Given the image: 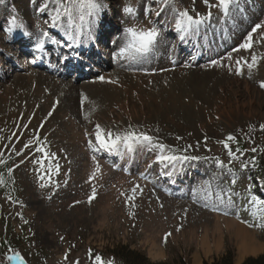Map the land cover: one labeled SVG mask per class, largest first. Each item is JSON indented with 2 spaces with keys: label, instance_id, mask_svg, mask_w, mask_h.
I'll list each match as a JSON object with an SVG mask.
<instances>
[{
  "label": "rangeland",
  "instance_id": "1",
  "mask_svg": "<svg viewBox=\"0 0 264 264\" xmlns=\"http://www.w3.org/2000/svg\"><path fill=\"white\" fill-rule=\"evenodd\" d=\"M143 2L144 0H132L125 4V7L132 6L136 14H140ZM19 3L21 7L25 8L29 2L24 0L25 4L20 1ZM186 3L194 13H200L203 17H207L211 12L209 22L216 28L228 24L230 20L229 15L226 17L221 15L219 7H206L204 0H187ZM257 3L259 6H255L249 12V15H253V11L256 13L255 21L251 27L242 29L238 23L239 30L234 33L244 32L240 37L246 39L251 36L252 42H257L256 46L254 43V50L248 54L239 47L237 59L244 65L246 64L244 66L246 74L234 77L229 73L228 75L223 74L221 71H198L189 75L187 71H181L182 73L178 72L181 74L161 76V80L149 79L142 83L144 91L141 92V97L138 98V94H133L127 101V107L135 105V109L133 108L132 111L131 108L124 111L125 104L112 101L109 108L115 109L111 110L109 116H111L112 122L115 120L112 116L116 117L115 123L119 128H105L113 132L131 129L143 130L152 135L150 136L152 139L157 135L155 141L170 150L171 153L194 154L208 167H212L214 156L227 157V154H223L221 148H218L220 141L228 139L229 136L232 137L242 130H250V135L253 136L260 135L264 131V127H262L264 126V93L258 90L256 84L264 82V0H256ZM33 4L31 3L32 6ZM208 4L216 5L217 0H208ZM114 7L117 10V6L114 5ZM232 9L233 7L231 11ZM257 25L260 27L257 28ZM236 42L239 45L243 43L240 40ZM253 55L257 60L250 70L247 63L252 62ZM232 68H235L234 63ZM27 82L16 81L24 89H29L31 84L29 81ZM41 85L38 84L39 87ZM96 88L92 85L86 86L84 93L80 94V98L84 99V96H90L89 99L94 102L95 95L97 98L111 95L110 91L105 88ZM24 92L25 90H20L18 93ZM59 92L58 88L54 91V95ZM4 93V90L0 89V123H5L12 142L16 141L12 134H16L17 131L26 132L32 126L35 131L45 121L43 117L46 116V113L37 105L38 109L35 106L31 114L20 119L16 116L18 110L12 105L17 106L20 112H24L27 110L26 104L19 101L20 95ZM42 101L40 103H43ZM101 102L106 103L107 100ZM117 103L121 106V110L118 109ZM149 108L152 110L151 113H148ZM103 114H107V112L104 110ZM13 118L14 125L11 132L13 123L11 119ZM31 118H33L32 122L37 121L38 123L25 128L27 122L31 123L29 120ZM57 126L58 130L55 133L40 135L27 132L29 136L22 142L26 144L30 138L42 137L65 145L66 143L62 139L58 141L59 136L65 135V130L62 126ZM68 131L69 140H71L74 132H72L73 130ZM52 137L54 139H51ZM11 142L2 144L0 147L2 155L9 152ZM257 142L258 145L255 149L264 150V138H260ZM68 148L71 152L73 151L71 147L68 146ZM86 171L87 169L81 170L80 174L76 175V184L59 197L57 206L47 212L43 209L38 210V217L34 222L36 226L32 231H24L29 234L27 238L31 242L27 245L22 244L23 247L19 250L24 252L34 264H74V261L77 262L76 264H95L87 255L86 246L94 247L98 252L111 251L119 254V249L128 245L129 250L144 251L147 258L153 263L163 261L172 263L173 260L186 256L187 264H195L196 257L201 264L205 262L213 264L230 254L233 264H244L247 259H255L264 254L263 228L260 230L263 232L256 235L254 242L262 245L263 250L258 255H250L238 261L237 246L239 242L235 239L232 228V224L237 225L235 221L233 222L229 218H216L205 212L203 208L188 204L162 201L156 202L152 206L146 205L149 204L147 198L145 202L134 196L135 194L131 199L128 198L129 191L127 189L129 187L124 186L117 189L118 187L112 185L111 182H103L106 175L98 174L89 177V173ZM101 182H103L101 185L103 191L99 193L96 184ZM88 196L95 197L91 203L87 201ZM127 205L133 207V211L127 210V212L130 214V219L134 221V225H129L126 220L128 227L123 223V216L128 215L119 207ZM245 219L248 218L245 216ZM1 225L5 228L4 222ZM237 226L246 229L239 224ZM252 228L246 229V231H259L255 230L253 226ZM68 229L80 231H66ZM15 231L17 230L15 229ZM163 236L166 238L164 239ZM64 237H66V241L62 242V246H70L72 251L77 249L78 253H69L66 261L59 263L63 248H60L58 240H63ZM166 240H169L168 247L163 253L164 249L161 244ZM219 241L221 245L217 249L216 244Z\"/></svg>",
  "mask_w": 264,
  "mask_h": 264
},
{
  "label": "snow or ice",
  "instance_id": "2",
  "mask_svg": "<svg viewBox=\"0 0 264 264\" xmlns=\"http://www.w3.org/2000/svg\"><path fill=\"white\" fill-rule=\"evenodd\" d=\"M77 2L79 3H83L84 0H77ZM89 6H93L91 3V0H87ZM206 7H219L222 10H227L230 0H217V4L216 5H209L208 4V0H204ZM132 9L130 8H126L125 12L127 13H131ZM70 14V13H69ZM197 17H199V14H197ZM211 17V12L208 13L207 17L204 18H193L192 16H190L188 14L187 11H183L179 13V19L176 22V27L177 29H183V30H187L188 27L192 26V25H199L203 22V19H207ZM260 26L257 25V28H259ZM253 31H255V29H253ZM126 33V37L127 39V43L125 44L124 48L121 49V54H124L125 52H127L129 55H133V54H143L146 53L151 46L155 43L158 33L156 31L155 28H149V29H136V28H128L125 30ZM252 46V38L251 36H249L248 41L244 44H242L240 47L244 48L245 50L251 48ZM256 56L253 55L252 56V62L251 63H247V67L251 70L254 65L256 64ZM239 61H237V64L239 65ZM240 73V68H237V74ZM261 88H264V82H262L260 84ZM264 127V126H262ZM151 137L147 136V135H137L135 133L132 132H128L126 134L123 135H115V137H113L112 133H108L107 136L105 137L99 126H97L96 128V140L97 143H99L101 145V147H105V148H109V149H114L117 147V145L121 142H123L126 146L130 147V142L135 140L137 142L139 141H145V142H151ZM229 140L233 139L231 136L228 137ZM227 146V145H225ZM26 147H28V145H26ZM161 151H163L164 146L160 145L159 146ZM37 151L42 152L43 149L42 148H37ZM255 151V150H253ZM161 159H165V160H176L178 159V157L175 156H162ZM217 163L219 164V161H217ZM12 170L9 169V172H11ZM2 179H0V183H2ZM93 192H95V190L93 189ZM91 199V197H90ZM129 199H131V197H129ZM253 200H255V197H253ZM8 260H17L19 261V264H23V260L20 259L19 255H15V256H10L8 257ZM97 262L100 261L99 257H96Z\"/></svg>",
  "mask_w": 264,
  "mask_h": 264
},
{
  "label": "bare ground",
  "instance_id": "3",
  "mask_svg": "<svg viewBox=\"0 0 264 264\" xmlns=\"http://www.w3.org/2000/svg\"><path fill=\"white\" fill-rule=\"evenodd\" d=\"M183 72V71H182ZM181 72V73H182ZM36 78H38L37 80H36V82H37V88H39V86H38V84H40L41 85V83L43 84V82L46 80V79H43V78H41L40 76H38V75H36ZM36 78H33V76H30V77H23V76H18L15 80H23V81H29L30 83L29 84H31L32 85V83H34V80L36 79ZM126 81V79H123V82H125ZM25 83V82H24ZM23 83V84H24ZM27 84H28V82H27ZM156 84V83H155ZM25 85V84H24ZM51 85V84H50ZM57 86H59V85H57ZM56 85H54L53 86V88H52V90H56V89H58L59 87H57ZM104 86V85H103ZM102 86V87H103ZM94 87V86H93ZM74 89V88H73ZM92 89V88H91ZM97 89V88H96ZM102 89V88H101ZM90 90V89H89ZM94 90V89H93ZM73 91H75V90H73ZM90 91H92V90H90ZM102 91V90H101ZM5 92V91H4ZM103 92V91H102ZM3 93V92H2ZM5 94V93H4ZM10 94V93H9ZM89 94V93H88ZM87 94V95H88ZM102 94V93H101ZM105 95V94H104ZM83 96V95H82ZM92 96V95H91ZM102 96V95H101ZM107 96H109V95H107ZM40 97V96H39ZM90 97V96H89ZM122 104H125L124 105V107H123V110L124 111H126V109L127 108H131V111L133 110V108L135 109V105L133 104V106H131V107H127V102H126V100H124L123 102H122ZM121 104V105H122ZM115 105V104H114ZM121 107V106H120ZM119 107V108H120ZM145 109H147V106H145ZM121 110V109H120ZM33 112V111H32ZM152 112V110L149 108L148 109V113H151ZM31 114V113H30ZM165 174H169V171H167V172H165ZM232 228H233V235L235 236V239L239 242L238 243V246H237V248H238V252H237V255H238V261H241V260H243V258L244 257H247V256H250V255H258L262 250H263V246L262 245H258V244H255L254 242H255V240L252 238V235H250L245 229H243V228H241V227H239V226H237V225H234V224H232ZM235 243H237L236 241H235ZM220 245H221V242L219 241L217 244H216V248L218 249L219 247H220ZM236 246V245H235ZM237 261V262H238ZM194 263L195 264H201L200 262H199V260L197 259V257L195 258V261H194Z\"/></svg>",
  "mask_w": 264,
  "mask_h": 264
},
{
  "label": "trees",
  "instance_id": "4",
  "mask_svg": "<svg viewBox=\"0 0 264 264\" xmlns=\"http://www.w3.org/2000/svg\"><path fill=\"white\" fill-rule=\"evenodd\" d=\"M119 257L122 258L124 264H153L150 263L144 255L139 252L129 251L127 248L119 249ZM161 264H187L185 259L177 258L172 263H161ZM208 264V263H204ZM213 264H233V258L230 254L220 258ZM244 264H264V254L258 258L247 259Z\"/></svg>",
  "mask_w": 264,
  "mask_h": 264
}]
</instances>
